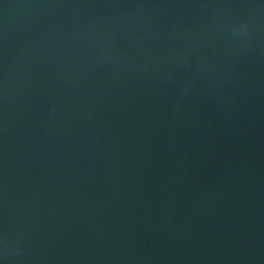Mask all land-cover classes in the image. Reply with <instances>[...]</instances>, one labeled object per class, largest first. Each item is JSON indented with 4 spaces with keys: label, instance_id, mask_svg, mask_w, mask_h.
<instances>
[{
    "label": "water",
    "instance_id": "1",
    "mask_svg": "<svg viewBox=\"0 0 264 264\" xmlns=\"http://www.w3.org/2000/svg\"><path fill=\"white\" fill-rule=\"evenodd\" d=\"M0 264H264V0H0Z\"/></svg>",
    "mask_w": 264,
    "mask_h": 264
}]
</instances>
